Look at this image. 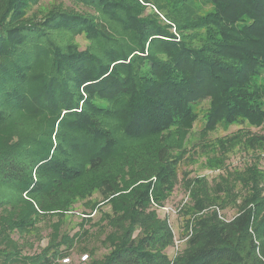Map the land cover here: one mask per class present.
Listing matches in <instances>:
<instances>
[{"label":"trees","instance_id":"trees-1","mask_svg":"<svg viewBox=\"0 0 264 264\" xmlns=\"http://www.w3.org/2000/svg\"><path fill=\"white\" fill-rule=\"evenodd\" d=\"M43 1L0 0V264H59L69 235L53 230L24 254L10 234L95 192L109 207L99 210L107 254L83 248V264H264L257 165L236 186L185 181L195 218L173 258L172 231L151 205L177 187L201 103L200 140L221 124L262 130L211 149L240 138L264 148V0ZM238 186L247 193L223 221L210 209L236 201Z\"/></svg>","mask_w":264,"mask_h":264},{"label":"rangeland","instance_id":"rangeland-1","mask_svg":"<svg viewBox=\"0 0 264 264\" xmlns=\"http://www.w3.org/2000/svg\"><path fill=\"white\" fill-rule=\"evenodd\" d=\"M48 1L44 0L43 2ZM62 2L66 6H71L65 0H62ZM151 11L157 13L153 8ZM76 40L80 43V49H84L86 42L81 37H77ZM207 107V102L199 105L197 109L199 118L192 125V137L187 135L185 138L186 154L178 169L177 187L165 200L164 204L158 206L153 202L151 203L157 216L161 219H166L167 225L172 231L173 241L166 250V254L170 258H173L183 250L184 243L192 232L191 222L195 217L190 215L189 212H185L189 202V189L184 186L187 179L204 178L210 186L213 183L227 180L231 183L233 182V185L236 186V176H239V178L244 176L247 167L257 165V169L263 175V179L259 184L263 188L264 195V148H258L257 150L246 149L243 138H240L238 141L227 143L224 148L211 149L219 141L224 142L236 134L245 136L246 132H250L252 135H260L262 134L261 128L251 127L247 124H221L203 137L205 139L200 140L202 137L199 132L204 128L202 115ZM200 146L204 148H200ZM209 146L210 148H208ZM245 193H247V190L245 191L238 186L236 193H234L236 201L226 200L221 206L212 205L210 210H215L220 219L227 221V219H231L236 215L237 205L241 203V198L245 196ZM2 194L5 197L7 195L9 197L12 196V193L8 194L7 191ZM100 201V195L95 192L89 198L75 201L69 210L62 212L64 216L40 214L36 217L32 230L23 234L22 237L16 232H12L10 238L20 245V249L23 250L24 254H35L40 250L39 248L47 245L51 233L55 230V234L57 233L59 237L69 235L73 240L70 255L57 260L59 264H64L62 260L66 258L69 260L67 264L86 263L89 258L80 261L82 256H88V252L83 248H92L95 258H101L107 254V247L104 246V241L110 232H108L106 225L101 224L99 213L100 208L101 211L108 212L109 207L103 206V203H100L99 207L96 206L97 203L95 202ZM89 219L92 221L88 222L87 220Z\"/></svg>","mask_w":264,"mask_h":264},{"label":"built area","instance_id":"built-area-1","mask_svg":"<svg viewBox=\"0 0 264 264\" xmlns=\"http://www.w3.org/2000/svg\"><path fill=\"white\" fill-rule=\"evenodd\" d=\"M86 259H87V255H84V256L81 257L80 261H81V260L84 261V260H86ZM68 261H69L68 258H66V259H63V260H62V263L67 264Z\"/></svg>","mask_w":264,"mask_h":264}]
</instances>
